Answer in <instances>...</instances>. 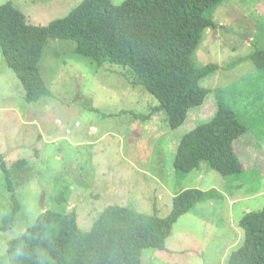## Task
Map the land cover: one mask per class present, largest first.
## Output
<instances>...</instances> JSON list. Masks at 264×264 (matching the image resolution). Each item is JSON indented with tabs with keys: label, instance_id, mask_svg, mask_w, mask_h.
Returning a JSON list of instances; mask_svg holds the SVG:
<instances>
[{
	"label": "rangeland",
	"instance_id": "1",
	"mask_svg": "<svg viewBox=\"0 0 264 264\" xmlns=\"http://www.w3.org/2000/svg\"><path fill=\"white\" fill-rule=\"evenodd\" d=\"M81 1L0 0V5L10 2L28 23L46 25ZM211 17L214 28L192 53L197 66L217 63L199 81L211 91L178 128L169 126L164 109L154 110L157 98L128 66L99 65L77 52L74 40L47 41L39 67L49 93L31 102L0 48V156L21 204L13 226L0 231V264H8L7 242L42 212V196L46 209L73 208L78 227L87 231L109 205L165 217L181 187L215 188L221 196L194 204L174 224L164 249L142 251V264L228 263L242 242L239 219L264 206V69L250 58L264 50V0H223ZM217 91L247 125L234 142L245 172L227 189V177L214 169H194L179 183L173 166L177 147L185 133L215 114ZM19 159L25 165L13 166ZM10 195L0 165V222Z\"/></svg>",
	"mask_w": 264,
	"mask_h": 264
},
{
	"label": "trees",
	"instance_id": "2",
	"mask_svg": "<svg viewBox=\"0 0 264 264\" xmlns=\"http://www.w3.org/2000/svg\"><path fill=\"white\" fill-rule=\"evenodd\" d=\"M223 0H82L66 16L46 25L30 24L24 14L7 2L0 5V48L7 64L25 89L27 101H36L49 89L39 62L51 38L71 39L76 51L97 64L128 66L138 82L158 100L171 128L180 127L191 108L204 103L210 88L199 84L215 71L216 62L197 66L192 53L203 33L214 28L212 10ZM251 60L264 69V50ZM217 110L183 135L173 160L174 175L182 181L194 169H214L227 177V185L243 175L244 163L235 147L247 125L226 97L216 92ZM19 159L13 166H24ZM11 204L0 222V231L13 226L21 208L7 163L0 156ZM235 180V179H234ZM241 184V183H240ZM221 196L211 188H182L173 196L165 217L145 214L119 205L107 206L84 231L76 212L49 209L7 242L8 264H142L146 248L161 250L178 219L199 202ZM241 244L227 264H264V206L245 212L238 221Z\"/></svg>",
	"mask_w": 264,
	"mask_h": 264
},
{
	"label": "water",
	"instance_id": "3",
	"mask_svg": "<svg viewBox=\"0 0 264 264\" xmlns=\"http://www.w3.org/2000/svg\"><path fill=\"white\" fill-rule=\"evenodd\" d=\"M43 196L41 197V200H40V205H41V207H42V211H45V205H44V202H43Z\"/></svg>",
	"mask_w": 264,
	"mask_h": 264
}]
</instances>
